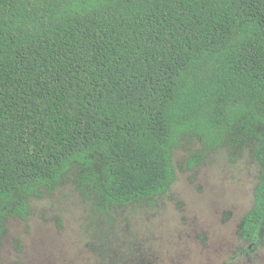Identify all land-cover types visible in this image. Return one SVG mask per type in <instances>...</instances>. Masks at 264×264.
<instances>
[{
  "label": "trees",
  "instance_id": "trees-1",
  "mask_svg": "<svg viewBox=\"0 0 264 264\" xmlns=\"http://www.w3.org/2000/svg\"><path fill=\"white\" fill-rule=\"evenodd\" d=\"M185 138L255 145L264 243V0H0V241L75 165L96 213L152 205Z\"/></svg>",
  "mask_w": 264,
  "mask_h": 264
},
{
  "label": "rangeland",
  "instance_id": "rangeland-1",
  "mask_svg": "<svg viewBox=\"0 0 264 264\" xmlns=\"http://www.w3.org/2000/svg\"><path fill=\"white\" fill-rule=\"evenodd\" d=\"M242 140L209 151L183 139L175 180L153 199L95 212L73 166L51 192L28 200L26 220L8 217L0 264H264V243L239 235L254 204L260 164ZM201 161L193 168L189 160Z\"/></svg>",
  "mask_w": 264,
  "mask_h": 264
}]
</instances>
